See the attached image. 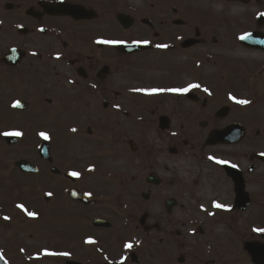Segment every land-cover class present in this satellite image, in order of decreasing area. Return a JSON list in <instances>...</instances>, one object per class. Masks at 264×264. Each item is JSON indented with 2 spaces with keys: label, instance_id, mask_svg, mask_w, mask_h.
Listing matches in <instances>:
<instances>
[{
  "label": "flooded vegetation",
  "instance_id": "1",
  "mask_svg": "<svg viewBox=\"0 0 264 264\" xmlns=\"http://www.w3.org/2000/svg\"><path fill=\"white\" fill-rule=\"evenodd\" d=\"M262 14L264 0H0V110L21 133L0 157L9 263L253 264Z\"/></svg>",
  "mask_w": 264,
  "mask_h": 264
},
{
  "label": "rangeland",
  "instance_id": "2",
  "mask_svg": "<svg viewBox=\"0 0 264 264\" xmlns=\"http://www.w3.org/2000/svg\"><path fill=\"white\" fill-rule=\"evenodd\" d=\"M2 110H0V134L2 135H4V133H7V130L9 129V128H15L17 125H19V123H18V121H13V119L7 114V111H5V112H1ZM22 122V121H21ZM21 127H23V126H21ZM24 132H29V130H25V131H23V133ZM26 138V134L24 133L23 134V139H25ZM1 139V138H0ZM0 143H2V142H0ZM0 157H2V156H4V157H8V156H11L13 153L12 152H9L8 151V149L5 147V146H3L2 144H0ZM16 156H18V155H16ZM4 161V162H7V159H4V158H0V161ZM5 164L2 162V163H0V166H4ZM9 170L7 169V168H0V179H2V177H4L5 176V174L8 172ZM2 176V177H1ZM20 176V175H19ZM22 177V179H24V176H21ZM0 198H1V196H0ZM3 200L4 201H7V200H9V198H10V195L7 193H4V195H3ZM257 198V197H256ZM1 201V200H0ZM264 207V206H263ZM255 209V208H254ZM256 210H257V212L258 213H264V211L263 212H261V211H259V208H257V206H256ZM263 217V216H262ZM257 220L258 219H256V223H257V225H255L253 228H254V232L256 233V235H260V234H262V233H264V223L263 222H257ZM239 229H240V232H241V234L244 236H247L248 235V230L249 231H252L253 229L251 228V227H246L245 225L243 226V227H240L239 226ZM248 229V230H247ZM2 230V228H0V231ZM3 231H5L4 229H3ZM6 232V231H5ZM257 236V237H258ZM4 238H6V237H4ZM245 238V237H244ZM0 244L2 245V244H4V246L6 247V248H8L9 249V246H7L8 244H7V241H4L1 237H0Z\"/></svg>",
  "mask_w": 264,
  "mask_h": 264
},
{
  "label": "snow or ice",
  "instance_id": "3",
  "mask_svg": "<svg viewBox=\"0 0 264 264\" xmlns=\"http://www.w3.org/2000/svg\"><path fill=\"white\" fill-rule=\"evenodd\" d=\"M262 15H264V14H262ZM244 38L245 37H241V39H244ZM101 43H110V42L109 41H101ZM163 47H166V46H163ZM199 87H200V85H198V84H192V85L189 86V88H186V89L174 88V89H169V91L174 92V93H178V94H183V93H185V92H187V91H189L191 89H195V88H199ZM156 91H158V90H153V92L148 93V94H153ZM205 91H207V89H205ZM230 99H234L235 100L234 97H230ZM236 103H239V104H242V105H246V104H248L250 102L247 101V100H236ZM4 135L20 136L21 133H19V132H12V133H4ZM41 135H43L45 139H48L47 135H45V134H41ZM70 175H72V176H78L79 174L73 172V173H70ZM18 207H21L22 208L23 206L22 205H18ZM215 207L222 208L223 206L220 205V204H216ZM28 215L29 216H32V217H35L36 214L30 212V213H28ZM5 219H8V217H5ZM126 247H128L130 249L132 247V245L131 244H128ZM46 254L47 255H55V253H46ZM0 258H2V257H0Z\"/></svg>",
  "mask_w": 264,
  "mask_h": 264
},
{
  "label": "water",
  "instance_id": "4",
  "mask_svg": "<svg viewBox=\"0 0 264 264\" xmlns=\"http://www.w3.org/2000/svg\"><path fill=\"white\" fill-rule=\"evenodd\" d=\"M252 245H247V247H246V249L247 250H250V247H251ZM263 247H261V249H262ZM262 250H258L257 251V255H254V262L256 263V264H264V249H263V251L261 252ZM0 264H6L5 262H3L2 261V259L0 258Z\"/></svg>",
  "mask_w": 264,
  "mask_h": 264
}]
</instances>
